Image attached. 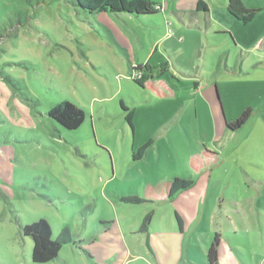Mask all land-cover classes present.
<instances>
[{
	"label": "rangeland",
	"instance_id": "374dc122",
	"mask_svg": "<svg viewBox=\"0 0 264 264\" xmlns=\"http://www.w3.org/2000/svg\"><path fill=\"white\" fill-rule=\"evenodd\" d=\"M72 1L0 0V264H33L32 241L20 228L40 219L52 240L63 228L73 240L46 264H87L90 250L92 258L113 257L95 264H207L205 240L213 243L216 235L219 264H264V170L256 163L264 157V0H241L258 12L246 26L221 18L216 1L207 0L214 32L207 35L204 24L201 31L183 27L181 69L163 76L181 93L209 78L223 124L251 111L247 124L222 140L224 153L213 148L219 144L201 99L184 93L162 99L139 88L132 77L142 73ZM153 10L170 33L163 5ZM188 43L197 48L193 59ZM170 56L158 50L153 62H171ZM62 102L84 113L78 129L46 116ZM130 111L133 130L125 122ZM174 177L192 179L194 187L171 201L147 199ZM131 196L147 202L122 201ZM151 212L150 231L170 237L179 235L175 213L184 216L187 232L169 240L157 254L161 260L139 233ZM104 228L108 240L96 247Z\"/></svg>",
	"mask_w": 264,
	"mask_h": 264
},
{
	"label": "crops",
	"instance_id": "0c3cea01",
	"mask_svg": "<svg viewBox=\"0 0 264 264\" xmlns=\"http://www.w3.org/2000/svg\"><path fill=\"white\" fill-rule=\"evenodd\" d=\"M149 1L153 5V7L155 6L161 7L163 5L164 11L162 10V12H164V14H167V16L172 21L170 27L172 30L170 32L171 34L166 33L165 26L161 24L160 22L161 20L158 19V17L162 18L161 11H154L153 13L146 15H133L127 13L112 14L105 12L94 13V14H90L91 16L90 21L93 22L95 27L94 31H96V33L104 36L109 42L117 46L119 50H121L124 53V55L129 57L130 66L132 67L131 69L144 67L146 65H149L151 67H159L163 65L165 71L161 74L160 79H162L163 82L167 84L170 88H172L173 86H171L170 83L163 78V76H165L166 74H171V71L175 73L176 69H181L178 66L179 64L177 63V59L179 57L178 54L184 52L185 50L181 49L180 51H178L177 49L180 44L178 40L180 41V38L182 37V30H183L182 28L188 27L189 30L191 31L194 30L201 31V26L202 24H204L205 32L207 33V35H211V33H213L215 29H210L209 27L211 24V20L212 21L214 20L213 17L215 10L212 9V6L210 7V4L208 3L207 0H149ZM215 1L216 4L219 6L221 18L225 19L226 16H229L232 20H234L241 26L247 25L241 23L240 21H238L229 14V12L227 11L228 0H215ZM200 2L205 5V10L197 8ZM156 30H158L159 33L157 34L156 37H154L152 35V31H156ZM189 33L194 34L193 32H189ZM150 42L152 43V45L148 46V43ZM151 47L154 48L153 53H151ZM158 50L161 53L165 51L167 54L168 53L171 54L172 55L170 56L171 62L160 61L159 63L157 62L154 63L153 54L155 52H158ZM186 50L189 52V58L193 59L197 56V54L195 53L197 48L193 43H188L186 46ZM174 51H177V54L174 55ZM200 57L201 56H198V58ZM153 64L155 66H153ZM191 77L194 79L193 76ZM212 83L213 82H211L209 78H206V81L202 84L198 83L197 81H194L192 89L185 88L184 90H182L184 94L179 92L178 90H175V88L172 89L174 91V99L181 97L182 96L181 94H183L185 98H187L190 95L192 98L196 96L201 99L203 105H205L206 115L205 114L204 115L209 123L210 136L211 138L213 137L214 141H216L219 144L218 146L213 145V148H215L217 151L221 153H224V151H226L225 147L227 145L223 147L224 143L222 142V140L225 139V142L230 141L229 129H227L226 124L228 122L231 123L232 120L224 121L225 124H223L221 119L222 117L220 118V113L218 111V107L216 104L219 102V95L216 91L215 86L212 92L211 90ZM133 119H134V112L132 118V126L134 127ZM195 152L197 151H194V153ZM260 158L261 159H259V161L256 160V163L260 164L259 168L263 172L264 170L263 155L262 156L260 155ZM239 169L242 171L244 168L240 165ZM188 191H184V192H188ZM182 193L183 192L179 193L180 195L179 194L178 195L182 196L183 195ZM215 214L216 213L212 208L209 214V219L210 220L214 219ZM178 216L180 217L182 222L181 230H179L177 226L179 232L178 236H182L187 231L185 229L184 216H180V215ZM198 216L199 215L196 212L194 218L197 219ZM115 227H116L115 229L116 233L119 235L120 229L116 225ZM107 230L108 228H104L103 230H101L102 232H100V236L102 238L97 237L96 239H94L95 241L98 242L97 245H95L96 247H100L101 245L100 241H103V243H105L108 240L107 236H103V234L106 233ZM144 236H145L146 247L154 260H157V258L161 260V258L157 255L158 252L164 251V246H167V244H169V240H171V238L173 237L178 238V236L170 237L169 235L163 233L162 230L159 231L156 230L154 233H152L149 227ZM119 239L121 240V238ZM211 243L212 242L207 237L205 240L207 250L211 245ZM217 253H218V248H217ZM90 255H93L91 250L89 251V253H87L88 256L87 264H89L90 262L94 264L96 262L98 263L111 262V259L113 258L111 257L108 260H103L101 258L102 256H100L101 254L99 255V257L97 255L94 256L93 258L90 257ZM164 255L165 254H163V256ZM218 264H219V254H218Z\"/></svg>",
	"mask_w": 264,
	"mask_h": 264
},
{
	"label": "trees",
	"instance_id": "16d2710c",
	"mask_svg": "<svg viewBox=\"0 0 264 264\" xmlns=\"http://www.w3.org/2000/svg\"><path fill=\"white\" fill-rule=\"evenodd\" d=\"M75 7L88 12L94 13H127L133 15H146L154 12L153 5L149 0H73ZM198 9L205 10V5L199 3ZM227 11L231 16L243 24H248L255 17L257 11L247 9L240 0H228ZM134 72L142 73L139 80L133 79V82L141 89L151 90L162 99L174 97V91L160 79L161 74L165 71L164 66L151 67L146 65L132 69ZM123 110L127 111L122 106ZM251 111L246 110L235 121L227 123L226 127L229 130H239L243 127L249 117ZM50 120L56 122L65 130H76L84 121V113L68 102H62L51 108L46 115ZM133 111H130L125 116V122L133 130L132 126ZM150 142L139 148L133 159H141ZM194 186L192 179H182L175 177L170 181L164 182L157 188L151 189L145 193L147 199L153 201L154 198L160 201H171L176 195L181 192L188 191ZM150 197V198H149ZM122 201L131 205H140L144 202L143 199L137 196L122 198ZM152 212L147 214L139 228V233H146L152 219ZM175 220L179 230L182 229L180 217L175 214ZM21 235L28 237L32 241L31 262L33 264H46L55 260L63 246L70 245L73 240L67 228H63L57 234L54 240L51 239L52 233L48 223L42 219L30 225H24L20 228ZM218 236L214 237L213 243L209 246L206 253L207 264H218Z\"/></svg>",
	"mask_w": 264,
	"mask_h": 264
},
{
	"label": "built area",
	"instance_id": "2783aa9c",
	"mask_svg": "<svg viewBox=\"0 0 264 264\" xmlns=\"http://www.w3.org/2000/svg\"><path fill=\"white\" fill-rule=\"evenodd\" d=\"M139 73V72H138ZM132 79H134V77H132Z\"/></svg>",
	"mask_w": 264,
	"mask_h": 264
},
{
	"label": "water",
	"instance_id": "95a60500",
	"mask_svg": "<svg viewBox=\"0 0 264 264\" xmlns=\"http://www.w3.org/2000/svg\"><path fill=\"white\" fill-rule=\"evenodd\" d=\"M218 98V97H217Z\"/></svg>",
	"mask_w": 264,
	"mask_h": 264
}]
</instances>
